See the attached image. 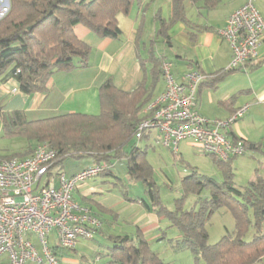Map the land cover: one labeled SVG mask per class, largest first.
Masks as SVG:
<instances>
[{
    "label": "trees",
    "instance_id": "1",
    "mask_svg": "<svg viewBox=\"0 0 264 264\" xmlns=\"http://www.w3.org/2000/svg\"><path fill=\"white\" fill-rule=\"evenodd\" d=\"M136 1L140 0H10L8 13L0 19V78H15L25 94L45 93L55 72L88 67L90 47L77 37L75 28L83 26L99 38L118 39L122 34L118 15L127 14ZM201 1L208 9L220 4V0ZM173 11L174 21L184 19V0H174ZM161 22L158 34L170 44L171 25ZM152 60L151 74L156 81L164 61L154 56ZM247 65L218 72L210 77L209 83L241 72ZM149 100L145 80L135 91L126 93L108 78L100 87L98 115L74 113L29 121L23 112L5 114L0 102L4 135L29 142L22 154L5 158L30 156L36 146L46 143L58 152L53 169L62 170L68 159H91L94 165L110 166L101 174L105 177L113 176L115 161L124 160L128 177L144 187L147 198L140 202L181 232L176 248L191 251L196 264L201 260L204 264L261 262L264 259V178L259 177L245 190H238L232 182L234 174L229 164L236 158L223 162L211 156L223 171L224 181L217 182L192 170L183 181L185 194H200L207 187L210 198L201 202L197 211L183 210L181 201L174 211L169 210L161 202L147 151L137 146L136 141L138 126L144 118L140 113ZM146 136L147 133L140 141ZM243 142L246 152L264 149L260 144ZM221 208L234 216L235 230L210 244L206 223ZM250 230H254V235L247 241ZM107 241L110 246L106 254H98L105 260L104 264H166L140 231L135 236H109Z\"/></svg>",
    "mask_w": 264,
    "mask_h": 264
},
{
    "label": "crops",
    "instance_id": "2",
    "mask_svg": "<svg viewBox=\"0 0 264 264\" xmlns=\"http://www.w3.org/2000/svg\"><path fill=\"white\" fill-rule=\"evenodd\" d=\"M173 1H136L127 14L118 15L122 32L118 39L99 38L85 27L77 26V37L90 47L88 67L71 72H55L48 82L47 91L32 95L23 93L15 78H0V102H5L3 112H23L29 121L74 113L98 115L101 110L100 87L108 78L126 93L135 91L145 80L150 95L149 104L165 88L162 73L156 81L151 74L154 66L152 56L169 61L158 50L162 40L170 46H175V42L179 45L177 66L171 62L172 72L178 82H183L184 76L193 70H199L209 78L227 70L233 58L232 49L217 31L224 28L230 15L248 0H220L215 9L206 8L201 0H184V19L177 21L173 20ZM218 10L221 13L216 15L206 13ZM162 20L171 25L168 30L170 44L158 34ZM248 64L243 71H250L251 76L260 74L259 78L255 77L250 86L242 89L240 86L235 89L232 87L225 92H220L224 82L242 71L230 74L218 82L209 83L211 78H208L198 89V110L206 119L215 121L225 120L239 108L249 105L248 112L232 127L229 135L232 139L235 137L260 144L264 148V73L261 74L264 71V36L257 59ZM148 104L142 108L141 118ZM207 106L212 107L214 112L208 113ZM136 141L137 146L146 149L147 155L162 146L156 131H150L145 139ZM68 162L64 163L61 171L69 177L94 165L91 159ZM112 173L113 176H101L87 182L73 194L77 204L88 207L103 222L102 229L93 240L97 243L101 239L102 242L92 247L90 252L106 254L110 246L107 237L135 236L140 231L161 258L165 254L168 259H174L177 252H180L174 242L179 241L182 235L165 240L170 222L149 211L140 202L147 198L143 185L139 187L138 184L139 191L134 196L131 194L128 183L133 181L127 175L124 160L114 162ZM162 177L165 183L171 182L165 175ZM83 242L88 241H81L79 245ZM52 247L64 264L105 263L101 257H98V262H93L92 254L90 257L80 254L79 246L76 252L59 249L55 243ZM164 259L166 264H173V261ZM0 264H9L8 258L1 259Z\"/></svg>",
    "mask_w": 264,
    "mask_h": 264
},
{
    "label": "built area",
    "instance_id": "3",
    "mask_svg": "<svg viewBox=\"0 0 264 264\" xmlns=\"http://www.w3.org/2000/svg\"><path fill=\"white\" fill-rule=\"evenodd\" d=\"M218 35L232 49L228 69L255 61L263 42L264 18L253 0L236 9ZM172 68L171 62L164 61V91L143 111L136 139L156 131L162 146L174 154L182 142L193 140L204 154L223 162L244 156V142L232 139L229 133L250 106L239 108L225 120L206 119L198 110V89L209 77L193 70L178 82ZM57 156V150L42 143L30 156L0 159V260L7 257L9 264H64L54 252V243L59 249L73 251L81 241L94 240L102 229V220L77 204L73 194L110 166L93 165L69 177L53 169Z\"/></svg>",
    "mask_w": 264,
    "mask_h": 264
},
{
    "label": "rangeland",
    "instance_id": "4",
    "mask_svg": "<svg viewBox=\"0 0 264 264\" xmlns=\"http://www.w3.org/2000/svg\"><path fill=\"white\" fill-rule=\"evenodd\" d=\"M7 2L9 3V6L8 4H6ZM253 3L260 14L264 16V0H253ZM9 9L10 0H0V17L2 15L5 16L8 13ZM206 13L208 15H216L221 13V10H218L216 12L207 11ZM191 17L194 18L193 15H191ZM158 50L162 54H165L168 60L170 62H173L177 66L179 45L176 44V42L175 46H170L162 40L158 46ZM262 73H264V71H262L261 74ZM255 77L259 78L260 74L251 76L250 71H242L241 73H239V75L225 81L221 86L220 92H225L232 87H234L235 89L240 86L239 88L242 89L246 86H250L255 81ZM2 105L4 107L5 102ZM206 110L208 113L214 112L213 108L209 106L206 107ZM28 144L29 142L24 138H12L5 136L0 121V158L12 157L14 155L22 154L23 149L27 147ZM147 158L151 166L153 167L154 178L158 185L161 202H163L171 211H174L176 209V205L179 201H181L182 203L181 206L183 207V210L197 211L200 207V203L210 198L211 191L207 187L203 188L200 194H185L183 181L184 178L191 175L192 170H196L199 175L212 178L220 183L225 179L224 173L218 166L217 162H215V160L211 156L204 154L201 151L199 145L193 140L182 142L179 146V152L177 155H174L172 150L161 146L158 151L147 155ZM73 161L76 160H67L68 163ZM229 164L234 174L232 178L234 187H236L238 190L243 191L249 186L251 182L255 181L257 178H264V149L263 151H260L258 153L247 150L244 156L233 159ZM163 175H165L171 182L165 183L163 181ZM132 181L133 182H131V184L128 183V186H130V192L134 196L140 189L138 188V184L140 187L142 183L135 182L134 180ZM235 226L236 224L234 216L229 210H227L226 208H221L215 211L210 215L209 220L206 223V229L209 233L210 244H215L220 241L221 238L227 233L234 232ZM167 231V237H165V240H169V238L172 239L174 238L173 236L181 234V232L174 227H169V230ZM253 235L254 230H250V233L247 236V241H250ZM98 241L102 242L101 239H99ZM99 242L96 243V241L93 240L83 242L81 245H78V250L82 255L90 257V255L92 254L91 261L98 262L99 256L97 254L91 253L90 251H92V247H96V245H99ZM35 244H37V242H35ZM177 253L178 254L174 258L175 260L173 258L168 259V255L165 254L162 255V258H165L170 262L173 261V264H196L195 257L191 251L180 250V252ZM27 264L33 263L29 262ZM199 264H204V262L201 260ZM257 264H264V259Z\"/></svg>",
    "mask_w": 264,
    "mask_h": 264
},
{
    "label": "bare ground",
    "instance_id": "5",
    "mask_svg": "<svg viewBox=\"0 0 264 264\" xmlns=\"http://www.w3.org/2000/svg\"><path fill=\"white\" fill-rule=\"evenodd\" d=\"M8 2H9V1H8ZM8 2H7L6 4H8V6H9V3H8Z\"/></svg>",
    "mask_w": 264,
    "mask_h": 264
}]
</instances>
